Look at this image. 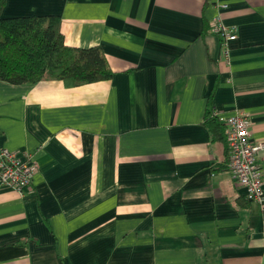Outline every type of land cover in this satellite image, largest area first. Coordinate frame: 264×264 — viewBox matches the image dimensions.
<instances>
[{
	"label": "crops",
	"instance_id": "crops-1",
	"mask_svg": "<svg viewBox=\"0 0 264 264\" xmlns=\"http://www.w3.org/2000/svg\"><path fill=\"white\" fill-rule=\"evenodd\" d=\"M47 13L60 15L67 45H99L114 74L0 79V146L36 163L24 195L0 184V264H264V203L235 184L225 143L203 122L208 109H241L250 139L264 141V0L1 10ZM217 15L236 28L228 61ZM257 163L264 188L263 151Z\"/></svg>",
	"mask_w": 264,
	"mask_h": 264
},
{
	"label": "trees",
	"instance_id": "trees-1",
	"mask_svg": "<svg viewBox=\"0 0 264 264\" xmlns=\"http://www.w3.org/2000/svg\"><path fill=\"white\" fill-rule=\"evenodd\" d=\"M4 3L0 0V79L35 82L51 73L81 84L108 79L114 74L99 45L74 47L64 42L59 14L2 16ZM203 122L213 138L225 143L227 167L225 124L213 109H208Z\"/></svg>",
	"mask_w": 264,
	"mask_h": 264
},
{
	"label": "built area",
	"instance_id": "built-area-1",
	"mask_svg": "<svg viewBox=\"0 0 264 264\" xmlns=\"http://www.w3.org/2000/svg\"><path fill=\"white\" fill-rule=\"evenodd\" d=\"M210 22L212 31L220 37L221 58L228 61L230 41L236 37V28L225 24L220 15L213 17ZM213 113L218 117L216 111ZM218 119L225 124L227 167L232 172L235 184L245 189L247 198L264 203L262 172L257 163L259 151L264 152V141L253 142L250 139V118L244 110L236 109L232 114L219 116ZM35 172V160L28 152L19 153L0 146V184L24 195L31 187Z\"/></svg>",
	"mask_w": 264,
	"mask_h": 264
}]
</instances>
